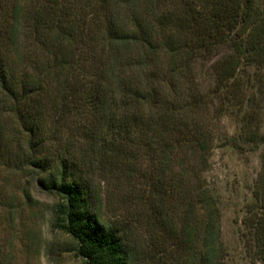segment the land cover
Listing matches in <instances>:
<instances>
[{
    "label": "trees",
    "instance_id": "16d2710c",
    "mask_svg": "<svg viewBox=\"0 0 264 264\" xmlns=\"http://www.w3.org/2000/svg\"><path fill=\"white\" fill-rule=\"evenodd\" d=\"M36 1L27 17L22 2L14 3L7 36L18 61L14 66L0 53V119L13 117L27 138L30 164L43 172L46 189L62 198L56 222L78 240L86 264L132 263L122 237L100 215L101 195L89 179L95 158L85 157L146 140L156 155L158 184L182 187L188 161L194 178H202L215 138L209 120L221 115L236 117L232 145L260 154L241 208V238L252 260L264 264V0ZM33 38L46 50L35 71L22 55ZM221 48L211 64L215 86L201 90L195 66ZM72 118L88 143L78 151L82 159L70 148L49 162L33 155L42 154L46 141H55ZM5 126L0 120V141ZM179 152L183 161L174 171ZM194 192L204 217L192 234L201 245L199 264H224L220 201L203 182Z\"/></svg>",
    "mask_w": 264,
    "mask_h": 264
},
{
    "label": "rangeland",
    "instance_id": "374dc122",
    "mask_svg": "<svg viewBox=\"0 0 264 264\" xmlns=\"http://www.w3.org/2000/svg\"><path fill=\"white\" fill-rule=\"evenodd\" d=\"M15 1L0 0V53L7 55L14 66L17 54L9 45L7 34L11 31ZM20 1L23 17L38 5L36 0ZM37 42L33 38L25 46L28 49L22 50L24 64L32 71L45 61L46 50ZM224 51L225 48L217 50L211 59L201 60L195 66L196 83L201 90L215 86L211 64ZM166 64L167 60L162 59L160 67L164 73ZM211 119L209 124L215 138L201 182L194 178L188 161L184 165L188 180L182 187L173 184L161 187L157 182L156 155L147 147L146 140L142 145L126 141L108 152L103 148L94 157H85L87 161L95 158L96 168L89 179L101 195L100 215L122 237L132 264H199L201 245L192 234L193 226L204 219L198 216L194 192L202 182L211 186L220 201V248L224 264H262L252 260L241 238V208L250 197L261 166L259 151L232 145L230 137L237 131L235 116ZM0 120L6 125V137L0 141V264H86L79 253L78 240L56 222V210L62 198L46 189L43 172L30 164L27 138L18 133L13 117L6 114ZM68 122L55 141H46L42 154L33 155L43 156L49 162L57 158L58 151L70 148L72 155H77L75 158L82 159L78 151L88 143L76 130L77 121L72 118ZM261 123L264 125V114ZM182 154L179 152L172 163L174 171L180 170ZM85 160L79 162L84 169Z\"/></svg>",
    "mask_w": 264,
    "mask_h": 264
}]
</instances>
